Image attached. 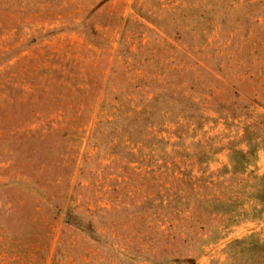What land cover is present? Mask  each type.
I'll return each mask as SVG.
<instances>
[{"label":"rangeland","instance_id":"obj_1","mask_svg":"<svg viewBox=\"0 0 264 264\" xmlns=\"http://www.w3.org/2000/svg\"><path fill=\"white\" fill-rule=\"evenodd\" d=\"M245 69L250 77L237 78ZM130 110L142 111L122 119ZM261 114L264 0H0V264H52L70 206L112 210L159 194L165 204L179 187L190 196L187 182L196 189L228 164L229 141L243 146L246 124L261 140ZM126 124L138 140L128 151L118 143ZM251 172L264 175V149L231 192L197 189L243 200L230 218L184 215L170 240L196 264H224L230 241L264 239ZM129 224L100 230L121 239Z\"/></svg>","mask_w":264,"mask_h":264},{"label":"trees","instance_id":"obj_2","mask_svg":"<svg viewBox=\"0 0 264 264\" xmlns=\"http://www.w3.org/2000/svg\"><path fill=\"white\" fill-rule=\"evenodd\" d=\"M217 72H220L221 78L224 77L220 66ZM249 77L246 69L237 74V78L242 80H246ZM227 85L232 88L235 97H238L242 93L235 80L227 82ZM165 93L168 95L170 92ZM156 97L158 98L159 94H154L151 102ZM184 100L194 108L199 104L191 96L179 94L177 102L180 104ZM241 103L244 114L248 117V100L245 99ZM130 111L132 112L130 116L120 118H135L142 110L137 112L135 110ZM188 117L190 118L192 115ZM259 118L260 122L264 125V115H259ZM152 124L149 122V124L142 126L151 128ZM132 131L126 124L125 133H127L128 138L124 142H118L119 145L123 144L126 150L129 144L138 143L136 138H132L134 137L131 136ZM120 137V135H112L108 141H114L115 138ZM257 139L254 127L246 124L241 136L243 146L239 147L233 141H229L227 144L228 164L223 165L218 170L216 179H212L210 176L205 177L208 179H202L198 188L207 189L209 186L212 188L222 186L225 189L229 188L230 192L233 188H237V183L231 184L230 182L238 179L239 177L237 176L243 174L248 167L254 166L258 150L264 149V134L260 138L261 140ZM125 141L128 142L125 143ZM215 151L217 152L218 150L215 149ZM126 155H131V152H127ZM124 160L133 159L125 156ZM250 180L254 186L252 187L253 190L248 193L249 198H253L260 205L257 211H264V175H257L251 172ZM50 182L57 183L56 180H50ZM187 183V186L190 187V196L185 194L184 190L179 187L173 192L172 198L166 200L165 204H163V196H159L161 195L159 194L157 197L152 196L150 198L147 196L137 204L132 203L130 206H121L119 209L114 207L112 210L98 209L91 212L88 210H77L73 206H70L63 211L60 237L52 252L51 263L134 264L133 262H136L143 264H196L197 254L194 255L192 249L188 246H177L178 244L175 245L176 243L170 240L171 238L178 239L176 231L181 230L182 225L180 222L185 219L184 215L189 214L188 218L195 219L199 217L197 212H200L208 218L213 214H220L230 218L238 206L241 205L243 200L241 197L243 196L239 194L229 196L228 198H219L215 193H212L213 195L211 196H202L200 198V190H197L198 188L195 189L191 183ZM251 183L247 184V179H239L238 185L250 187ZM154 199L157 202H154ZM190 202L193 204L191 207ZM219 203L222 205L220 209L216 208ZM53 205L55 204L53 203ZM57 209L58 212L62 210L61 206ZM126 212H130V218H127ZM166 215L170 216L169 220H164ZM160 216L163 217L161 218ZM146 217L151 218V221L147 222ZM173 219L177 221V224H172ZM117 221L125 225L128 222L130 223L125 228L117 230L121 239H112L107 231L102 232L100 230V227L112 228L117 224ZM188 236L190 235L187 233L186 237ZM116 240H122L121 246L119 244L117 248L119 247L123 252H119L115 247L118 245ZM185 241L186 238L182 242ZM199 241L204 243L201 239ZM166 243L171 244L173 247H168ZM263 257L264 239L260 240L256 236L250 235L244 239H236L229 242L227 246V260L224 264H258L255 263L257 262L256 259H263ZM261 264H264V260Z\"/></svg>","mask_w":264,"mask_h":264}]
</instances>
